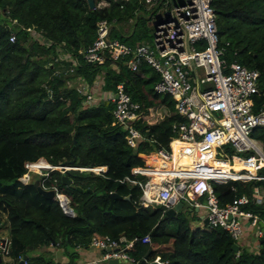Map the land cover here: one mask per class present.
Returning a JSON list of instances; mask_svg holds the SVG:
<instances>
[{
  "label": "trees",
  "instance_id": "obj_1",
  "mask_svg": "<svg viewBox=\"0 0 264 264\" xmlns=\"http://www.w3.org/2000/svg\"><path fill=\"white\" fill-rule=\"evenodd\" d=\"M109 2L91 10L87 0H0V212L8 215L15 261L0 264H18L21 255L28 256V264H51L52 259L34 253L57 247L67 251L86 246L94 236L118 239L123 234L128 238L151 235V243L139 242L128 250L139 260L157 254L169 264H264V244L257 250L241 246L237 256L236 243L227 231L209 227L200 215L180 212L165 218L163 208L137 204L140 187L121 183L134 167L145 164L143 154L169 146L183 119L172 96L155 91L159 76L147 64L132 71L114 52L104 63L83 59L100 20L114 21L112 37L128 44L142 40L137 28L147 19L140 0ZM212 5L219 38L231 42L240 63L260 72L258 111L264 104V0H212ZM8 22H12L10 29ZM29 28L41 32L45 42L36 40ZM60 55L72 60L57 61ZM73 60L79 63L69 72ZM76 79L106 93L117 92L123 84L142 106L144 113L136 127L146 139L131 147L128 132L113 122L114 104L105 99L95 106L84 105L86 95L80 85L69 84ZM252 137L264 146V127L256 128ZM42 159L53 166L107 167L102 174L51 172L46 186L57 180L60 191L71 199L75 217L65 214L57 200L40 194L34 184L22 185L19 180L27 163ZM63 175L70 177L73 187L63 183ZM233 185L242 195L250 192L253 183L216 185L221 205L234 200ZM111 193L122 199H116L108 212ZM256 209L264 216L263 206Z\"/></svg>",
  "mask_w": 264,
  "mask_h": 264
},
{
  "label": "built area",
  "instance_id": "obj_2",
  "mask_svg": "<svg viewBox=\"0 0 264 264\" xmlns=\"http://www.w3.org/2000/svg\"><path fill=\"white\" fill-rule=\"evenodd\" d=\"M95 3L96 9L110 5L109 0H95ZM145 4L164 12L155 23L152 45L143 41L128 44L112 37L114 21L104 19L97 23L95 40L83 53L87 63H104L114 52L136 72L142 64H147L159 76L155 91L171 95L183 119L176 127L177 136L168 147L161 145L155 152L143 154L145 164L134 167L131 175L120 181L140 187L139 206L163 208V215L179 202L198 213L203 210L200 216L208 219V226L227 231L240 247L247 228L256 230L253 249L257 250L264 244V216L256 209L264 207V146L252 137V133L264 127V104L255 110V96L260 94V72L240 63L231 42L219 38L212 0H146ZM28 31L36 40L45 42L35 28ZM15 40L12 34L10 41ZM61 58L72 60L70 56L60 55L57 61ZM78 63L73 60L68 71L73 72ZM117 88L106 100L114 104L113 122L128 132L126 140L136 148L138 140L146 139L136 127L144 111L123 84ZM85 95L83 103L86 106H95L102 100L93 93ZM174 143L179 144L177 151ZM149 156L156 160L144 158ZM183 160L186 162L182 163ZM42 161L27 163L26 172L19 180L30 184L34 175L40 176L42 187L55 191V200L71 217L77 214L71 199L60 191L57 180L54 185L46 186L51 172L88 170L102 174L107 171L106 166L47 168L40 166ZM231 182L253 183V186L250 192L239 195V188L233 185L234 200L221 205L215 187ZM7 220L8 215L0 212V257L3 261L12 258L13 248ZM151 241L150 234L133 238L123 234L118 239L109 235L94 236L86 246L77 249L101 251L98 259L85 264H107L111 259H119L120 264H140L144 260L149 264H169V260L157 254L139 260L128 251L136 243ZM22 260L23 264H28V258L24 259L23 255L19 256V261Z\"/></svg>",
  "mask_w": 264,
  "mask_h": 264
},
{
  "label": "rangeland",
  "instance_id": "obj_3",
  "mask_svg": "<svg viewBox=\"0 0 264 264\" xmlns=\"http://www.w3.org/2000/svg\"><path fill=\"white\" fill-rule=\"evenodd\" d=\"M140 2L142 4L141 5L142 6L141 13L146 17L147 23L146 24L141 23L138 26L137 31H138L139 35H142L141 41L145 42L148 45H152L153 44V38H154L155 23L163 16L164 12H163V10H160V9H156V8L152 9L148 4L142 3L141 0H140ZM128 28H129V26L125 25L123 29H125V31H127ZM141 41L137 40L136 43H142ZM69 84L80 85V87L82 88L84 93L89 92V93H93L95 95V93L92 91V89L86 85V83H81L77 79L76 80H70ZM146 159H149V158L147 157ZM39 178H40L39 176L33 177L34 181L38 180ZM22 185H24V183H22ZM180 212H182V214H184V215L192 217L194 215H201L203 213V210L200 213H198L196 211H191L190 208L188 207V205H186ZM169 229L173 230L174 227L170 226ZM59 248H62V247H59ZM78 251L81 252V250L77 249V248L76 249L75 248L74 249L68 248L67 251L64 248H62V249L58 250L57 252L55 251V253H53L52 250L49 251L48 249L43 248V249H40L36 252H37V255H42V256L44 255L45 258L52 259L53 261L51 264H61L62 260H64L65 262L70 261L69 262L70 264H81V263H83L82 261H84V259L82 257V254L80 255V253ZM36 252H35V254H36ZM71 252H75V256L73 258L70 255ZM78 253H79V255H78ZM63 264H64V262H63ZM121 264H126V263L122 262Z\"/></svg>",
  "mask_w": 264,
  "mask_h": 264
},
{
  "label": "water",
  "instance_id": "obj_4",
  "mask_svg": "<svg viewBox=\"0 0 264 264\" xmlns=\"http://www.w3.org/2000/svg\"><path fill=\"white\" fill-rule=\"evenodd\" d=\"M142 3H146V0H141ZM87 3H88V6L91 10H94L96 9V3H95V0H87ZM12 26V22H8V25H7V29H10ZM62 167H66L65 165H62ZM35 176H38V175H35ZM33 176V177H35ZM40 177V176H39ZM62 180H63V183L65 185H68V186H74L73 185V181L70 179V177L68 175H63L62 177ZM31 184H34L38 190V192L40 194H42L45 198L49 199V200H54L55 199V191L54 190H46L42 187L41 185V177L34 181V179L32 178L31 180ZM78 190H82L81 188H78ZM89 192L91 190H88ZM110 197H111V204L108 208V212H110L114 206V201L116 199H122V196L116 194V193H111L110 194ZM129 199V197H128ZM184 208V204L183 202H179L174 208L172 209H169L166 211V214H165V218H174L182 209ZM205 223L208 224V219H205ZM233 250L235 252H238L240 250V246L238 244H234L233 245ZM28 256H24V259H27ZM2 261V258L0 257V262ZM18 264H23V260L20 261ZM107 264H120V261L119 259H111L107 262ZM140 264H149L147 263L145 260L140 262Z\"/></svg>",
  "mask_w": 264,
  "mask_h": 264
},
{
  "label": "crops",
  "instance_id": "obj_5",
  "mask_svg": "<svg viewBox=\"0 0 264 264\" xmlns=\"http://www.w3.org/2000/svg\"><path fill=\"white\" fill-rule=\"evenodd\" d=\"M95 88H91L92 89V91L95 93V95L98 97V98H102V100H105V99H107L108 98V95L110 94V93H106L105 91H103V90H100V88L99 87H96V86H94ZM262 225V224H261ZM255 231L256 230H254V229H250L249 227L247 228V230H246V237H245V239L242 241V245L244 246V247H248V248H254V246H255V242H256V236H255ZM60 249H62V248H54V249H52V248H49L48 250L49 251H51L52 250V252L53 253H55V251L57 252L58 250H60ZM81 250V252H79L80 253V255L82 254V257H83V259H84V261H82L83 263H81V264H85V263H88L89 261H92V260H96V259H98L99 257H100V255H101V251L100 250H97L96 248H88V249H80ZM79 253H78V255H79ZM35 254V253H34ZM65 254V253H64ZM35 255H37V252H36V254ZM73 258V257H72ZM56 260V259H55ZM72 260V259H71ZM3 261V260H2ZM1 261V262H2ZM15 261H14V259L13 258H11V259H7V261H3V263H14ZM20 262V261H19ZM63 262H64V264H70L68 261H64V260H62L61 261V264H63Z\"/></svg>",
  "mask_w": 264,
  "mask_h": 264
},
{
  "label": "bare ground",
  "instance_id": "obj_6",
  "mask_svg": "<svg viewBox=\"0 0 264 264\" xmlns=\"http://www.w3.org/2000/svg\"><path fill=\"white\" fill-rule=\"evenodd\" d=\"M178 145H179L178 143H174V147L176 148V151H177V146H178ZM148 158H150V156H149ZM148 160H149V159H148ZM185 162H186L185 160L182 161V163H185ZM49 164H50V163H49ZM40 166L50 168V167H52L53 165H52V164L48 165V162L45 161V160H43V161L41 162ZM53 167H54V166H53Z\"/></svg>",
  "mask_w": 264,
  "mask_h": 264
}]
</instances>
